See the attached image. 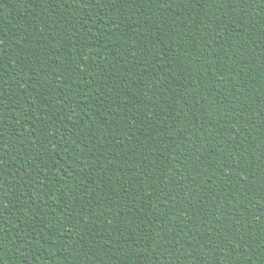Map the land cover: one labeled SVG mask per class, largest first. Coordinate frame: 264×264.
<instances>
[{"label": "trees", "instance_id": "obj_1", "mask_svg": "<svg viewBox=\"0 0 264 264\" xmlns=\"http://www.w3.org/2000/svg\"><path fill=\"white\" fill-rule=\"evenodd\" d=\"M0 264H264V0H0Z\"/></svg>", "mask_w": 264, "mask_h": 264}]
</instances>
